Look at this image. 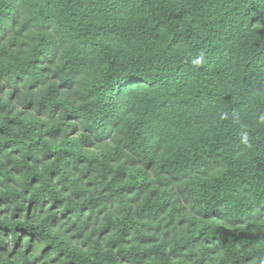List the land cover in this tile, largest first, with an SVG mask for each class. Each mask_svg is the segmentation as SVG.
Masks as SVG:
<instances>
[{
    "label": "trees",
    "instance_id": "1",
    "mask_svg": "<svg viewBox=\"0 0 264 264\" xmlns=\"http://www.w3.org/2000/svg\"><path fill=\"white\" fill-rule=\"evenodd\" d=\"M0 264H264V0H0Z\"/></svg>",
    "mask_w": 264,
    "mask_h": 264
}]
</instances>
